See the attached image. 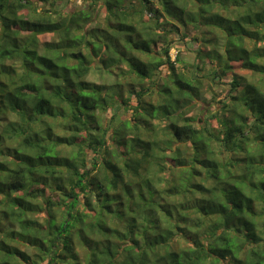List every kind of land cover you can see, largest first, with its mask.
<instances>
[{
	"label": "trees",
	"instance_id": "obj_1",
	"mask_svg": "<svg viewBox=\"0 0 264 264\" xmlns=\"http://www.w3.org/2000/svg\"><path fill=\"white\" fill-rule=\"evenodd\" d=\"M69 1L0 0V264H264V0Z\"/></svg>",
	"mask_w": 264,
	"mask_h": 264
},
{
	"label": "rangeland",
	"instance_id": "obj_2",
	"mask_svg": "<svg viewBox=\"0 0 264 264\" xmlns=\"http://www.w3.org/2000/svg\"><path fill=\"white\" fill-rule=\"evenodd\" d=\"M75 3H81V0H70L68 3V6H71ZM190 33H194L193 30H191ZM51 38H55L52 34L43 35L40 37V40L42 42L51 40ZM174 40L172 47L170 48L169 53L174 58L176 53L181 58V61L178 62L176 65L178 67V70L185 71L187 74L191 73V71H194V74L196 75H202L204 78L202 79V89H201V96L194 100L193 106L191 108V111L189 114L192 116L194 115H201V107L203 108V115L202 118H207V122H209L212 126L221 127V124L217 120L216 117L211 118L210 116L212 114H217L219 117L221 115L222 110V102L227 101L230 97L229 94V88H230V71H227L224 75H218L214 76V80H211L212 75L210 74L212 72L213 64H210L208 60H197V51L200 49L202 52L208 50L209 47H211L210 44H207L206 46L202 44H197L191 40L189 37H183L180 33L178 34H171V40ZM225 44V37L222 35H219V38L217 39V42H215L216 48L223 52V48ZM249 44V43H248ZM261 45V43H257ZM200 51V52H201ZM199 52V51H198ZM235 70H233V73L235 74H241L246 75V77L249 79V76L247 74V71L240 67L239 63L233 62L232 63ZM236 65V66H235ZM100 66L94 65L92 68H90L89 73L87 74L88 80L95 81V82H112L114 80L113 73L103 71L99 69ZM220 70V68L218 69ZM162 73H165V69L161 70ZM134 98H132L133 100Z\"/></svg>",
	"mask_w": 264,
	"mask_h": 264
}]
</instances>
